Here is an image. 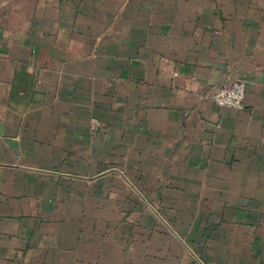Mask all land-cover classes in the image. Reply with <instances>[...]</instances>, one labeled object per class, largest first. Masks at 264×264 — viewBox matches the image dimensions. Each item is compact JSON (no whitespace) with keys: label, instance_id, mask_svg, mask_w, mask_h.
Listing matches in <instances>:
<instances>
[{"label":"crops","instance_id":"obj_1","mask_svg":"<svg viewBox=\"0 0 264 264\" xmlns=\"http://www.w3.org/2000/svg\"><path fill=\"white\" fill-rule=\"evenodd\" d=\"M0 264H264V0H0Z\"/></svg>","mask_w":264,"mask_h":264},{"label":"built area","instance_id":"obj_2","mask_svg":"<svg viewBox=\"0 0 264 264\" xmlns=\"http://www.w3.org/2000/svg\"><path fill=\"white\" fill-rule=\"evenodd\" d=\"M246 94V82L236 79L217 89L211 99L219 107L240 109L244 106Z\"/></svg>","mask_w":264,"mask_h":264}]
</instances>
